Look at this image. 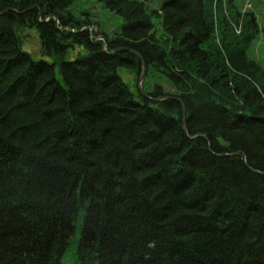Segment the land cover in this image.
<instances>
[{
	"label": "trees",
	"instance_id": "1",
	"mask_svg": "<svg viewBox=\"0 0 264 264\" xmlns=\"http://www.w3.org/2000/svg\"><path fill=\"white\" fill-rule=\"evenodd\" d=\"M76 1L0 0V264H264L257 13L162 0L157 30L145 2L99 0L110 37ZM32 30L52 62L24 51ZM143 62L156 101L119 74Z\"/></svg>",
	"mask_w": 264,
	"mask_h": 264
},
{
	"label": "rangeland",
	"instance_id": "2",
	"mask_svg": "<svg viewBox=\"0 0 264 264\" xmlns=\"http://www.w3.org/2000/svg\"><path fill=\"white\" fill-rule=\"evenodd\" d=\"M145 2L147 5V11L149 14L153 15V23L156 26L157 30L160 28V20L154 15L155 12L159 11L162 6V0H138ZM247 1L251 3L252 9L259 16V26L260 33L257 38L251 43L249 46L247 53L248 56L252 59H255L261 63L264 67V0H238V6L242 10L243 6L245 9L248 8L249 4H246ZM70 11L74 14V16L80 20H89L94 23L95 27H97L101 32L107 34L112 37L116 33L121 32L123 20L120 16L112 12L108 9L104 2L99 0H77L73 6H71ZM93 32H97L96 28H92ZM29 36L24 46V51L31 54L33 59L36 61H46L52 62L49 57L43 55L41 41L39 34L36 30H32L29 32ZM77 52L79 49H76ZM114 52H119V50H115ZM119 74L123 81L129 85L132 93L135 95V100L139 101V88L137 86V82L135 81V77L128 73L127 69H120ZM147 75V73H146ZM158 82V80H157ZM164 85V82L162 83ZM166 90L169 93L172 92V88L166 84ZM154 87V81L152 79H148L146 83L143 85V92L146 94L150 88ZM204 134V133H203ZM206 135V134H204ZM237 154H241L245 156L244 153L237 152ZM230 156V155H229ZM82 217L77 220L76 223V232L75 237L71 242V247L73 251H76L78 246V240L80 239L82 232Z\"/></svg>",
	"mask_w": 264,
	"mask_h": 264
},
{
	"label": "water",
	"instance_id": "3",
	"mask_svg": "<svg viewBox=\"0 0 264 264\" xmlns=\"http://www.w3.org/2000/svg\"><path fill=\"white\" fill-rule=\"evenodd\" d=\"M98 39L102 40L104 42L103 49H104V52H106L107 51V43H106L105 38L104 37H99ZM145 74H146V66H145V64H143V72H142V75H141L140 80H139V86L140 87H141V84H142V82H143V80L145 78ZM243 161L245 162V157H243Z\"/></svg>",
	"mask_w": 264,
	"mask_h": 264
},
{
	"label": "bare ground",
	"instance_id": "4",
	"mask_svg": "<svg viewBox=\"0 0 264 264\" xmlns=\"http://www.w3.org/2000/svg\"><path fill=\"white\" fill-rule=\"evenodd\" d=\"M108 41V40H107ZM200 136V135H199ZM195 137H198V136H195Z\"/></svg>",
	"mask_w": 264,
	"mask_h": 264
}]
</instances>
